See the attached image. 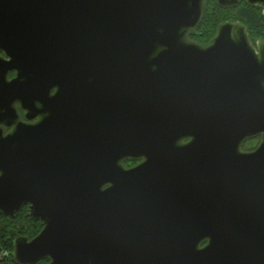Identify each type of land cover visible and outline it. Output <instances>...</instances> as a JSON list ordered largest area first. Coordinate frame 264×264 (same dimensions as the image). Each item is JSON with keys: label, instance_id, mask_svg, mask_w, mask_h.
I'll return each instance as SVG.
<instances>
[{"label": "water", "instance_id": "1", "mask_svg": "<svg viewBox=\"0 0 264 264\" xmlns=\"http://www.w3.org/2000/svg\"><path fill=\"white\" fill-rule=\"evenodd\" d=\"M205 5L0 0V215L43 226L17 264H264V41H193Z\"/></svg>", "mask_w": 264, "mask_h": 264}, {"label": "trees", "instance_id": "2", "mask_svg": "<svg viewBox=\"0 0 264 264\" xmlns=\"http://www.w3.org/2000/svg\"><path fill=\"white\" fill-rule=\"evenodd\" d=\"M235 21L248 28L253 43L264 41L263 9L251 7L244 1L236 8L223 9L218 6L216 0H206L202 21L191 33L190 38L201 45H208L215 37L219 25ZM28 213V206H24L15 217L0 215V264H17L13 255L16 238L27 236L33 239L42 231V223L33 220ZM38 264L48 262L41 260Z\"/></svg>", "mask_w": 264, "mask_h": 264}, {"label": "flooded vegetation", "instance_id": "3", "mask_svg": "<svg viewBox=\"0 0 264 264\" xmlns=\"http://www.w3.org/2000/svg\"><path fill=\"white\" fill-rule=\"evenodd\" d=\"M0 58L4 59L6 58L5 57V54L3 51H0ZM16 77V71H12L10 74H9V80H12ZM55 92V91H54ZM54 92H52V94H54ZM35 103L32 108L33 112L37 113L38 114H42L44 112V115L47 116V115H51V113L53 112V108H59L58 106H54L53 104L52 105H49V106H41V104H37ZM16 108L18 110V113L20 114L22 120H26L25 118V111L20 107L19 103H16ZM60 109V108H59ZM58 109V110H59ZM250 141H256L257 144L256 145H253V146H250V147H246L247 143L250 142ZM260 144V137H256V138H251V139H248L245 141V143L242 145V151L243 152H253L255 151L258 146ZM140 161H135V160H128V161H125L124 162V165L127 167V168H131L135 165H137Z\"/></svg>", "mask_w": 264, "mask_h": 264}, {"label": "rangeland", "instance_id": "4", "mask_svg": "<svg viewBox=\"0 0 264 264\" xmlns=\"http://www.w3.org/2000/svg\"><path fill=\"white\" fill-rule=\"evenodd\" d=\"M257 144V142L256 141H250V142H248L246 145V147H250V146H253V145H256Z\"/></svg>", "mask_w": 264, "mask_h": 264}]
</instances>
